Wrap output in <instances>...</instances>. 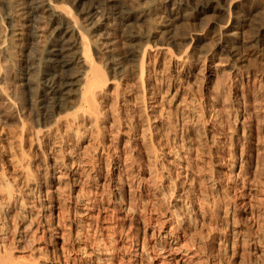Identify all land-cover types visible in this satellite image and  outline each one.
<instances>
[{
  "label": "rangeland",
  "instance_id": "1",
  "mask_svg": "<svg viewBox=\"0 0 264 264\" xmlns=\"http://www.w3.org/2000/svg\"><path fill=\"white\" fill-rule=\"evenodd\" d=\"M25 1L0 0V252L6 247L16 263L29 264H55L62 252L69 264H264V62L252 61L255 52L245 49L241 71L219 53L211 44L221 38L217 13L170 30L140 23L157 40L190 43L183 54L150 52L144 80L140 73L129 81L108 74L98 125L83 123L68 146L91 151L80 165L88 183L78 200L79 188L69 184L72 173L48 169L30 138L39 124L38 71L31 75L33 91L23 86L15 96L11 55L17 49L9 38L13 18L21 19L18 2ZM42 27L35 50L46 41ZM25 115L29 132L21 140ZM42 135L45 146L49 137ZM102 150L104 160L92 169L91 155ZM76 155L66 160L77 162ZM45 214L53 233L42 231ZM162 247L166 255L157 254Z\"/></svg>",
  "mask_w": 264,
  "mask_h": 264
},
{
  "label": "bare ground",
  "instance_id": "2",
  "mask_svg": "<svg viewBox=\"0 0 264 264\" xmlns=\"http://www.w3.org/2000/svg\"><path fill=\"white\" fill-rule=\"evenodd\" d=\"M150 2H152V5L148 3L149 6L147 5L146 7L142 5V0H28L21 4L18 2V11L16 10V13H19L18 15L21 19L18 16L19 21L13 18V28L11 27L12 34L9 38L16 47L14 48L17 49L11 55L13 60L12 64L14 65V68L12 67L14 69L13 80L16 82H13L16 85L14 86L15 96L19 98L20 92L23 91L20 90V87H26L28 91H33L34 82L38 83L36 88L38 89V94L36 93L38 95V104L35 105H38L39 124L37 128L35 127L36 129L33 128L35 130L31 133L30 138L35 139V142L37 141V148L35 149H37L40 155L44 156L48 169L54 168L57 170L64 168L72 173L71 179L69 178V184L74 188H79L78 200L81 197L80 195H83L81 193L84 192L85 187H87L86 183H88L86 170L82 169L84 167L81 168L80 165L83 164V155L88 156V152L91 151H89V148L87 149L86 145L85 147L83 145L79 147L76 145L77 147L75 146L74 149L70 150L68 146L71 144V139L73 140L74 138L75 140L81 134V125L83 123L96 124L99 122V118L102 115V109L99 107V102H101L99 101L101 98L100 92L108 85L109 80L107 76L110 78L112 76L108 74L116 75V78L119 76L122 81L124 79L128 80L140 73L138 75H141L140 79H143L146 75L145 70L148 64L146 63V58H148L150 52L155 50L157 53H160L165 50L169 53L171 52V54L175 52L180 54L184 51L183 48L187 47V44L190 43L188 38H183L180 42L175 40L176 38L171 39L170 37L171 41L166 39L157 40L158 34L150 32V34L143 33L138 27L140 23L148 21L154 27L155 25H162L163 29L170 30L181 21H190L191 17L199 18L209 12L217 13L221 17V21L219 22L221 38L218 41H211V44L217 47L219 53L230 60L232 59L237 68L245 63L244 51L247 48L255 52L252 54L255 60H252L254 63L257 60L264 62V0H151ZM255 18L257 22H254L255 20L253 21ZM180 24L182 25V23ZM43 25L44 28H42L43 30L45 29V32L42 33L46 41H44L42 47L35 50V48L33 49V42L39 36L41 31H39V28ZM147 25L149 26V24ZM244 33L245 35L248 33L247 38H245ZM195 39L192 37L190 41L195 42ZM200 40L202 39L197 38V41ZM240 68L243 69V66ZM260 68L262 69V67ZM139 70L140 72H138ZM36 71H38V77L36 76L37 79L34 81L35 79L32 80L33 78L31 79V77L35 76L32 73ZM18 100L20 101V99ZM115 113L113 115H116ZM24 117H26L24 120L21 118V135L18 136L21 137V140L25 139L24 137L29 132L26 129L27 122L25 121L28 119L29 114L28 117L27 115ZM119 125L121 127V124ZM90 128L88 127V130ZM72 133L75 135L71 136ZM42 134H46L49 137L45 146L43 144L45 143L43 142L44 140H40ZM21 142L23 144V141ZM18 146L20 148V145ZM26 151L22 153L23 158L26 157ZM67 154L72 157L77 154L76 158L78 161L66 160ZM103 154L104 150L100 152V155H96L97 157L94 159L91 158V154L90 159L87 157L92 161V169L96 165L98 166V163L102 162L101 160H104L105 155ZM49 161L52 165L49 164ZM21 168L23 169V166ZM96 173H99V171H96ZM30 177V174L28 176L26 175L28 183L31 182L32 178ZM122 189V187L120 189L118 188V192L122 193ZM46 208L51 209L50 206H46ZM49 216L47 214L44 216L43 232L51 231L54 227L48 221ZM238 233L239 235L244 234L242 231ZM254 235L248 232L246 236ZM258 235L260 236V234ZM262 236H264L263 232ZM4 250V252H0V264H29L25 262L21 263V261L16 263L17 257L10 253L8 248L6 250L5 247ZM55 250L52 251L53 255H55ZM157 252L158 255H166L168 253L163 247ZM65 253L62 252L61 255L56 254L57 257H55V260L57 263L55 264H69V259L65 257ZM144 253L145 246H142L140 255L142 256ZM148 258L151 259V257Z\"/></svg>",
  "mask_w": 264,
  "mask_h": 264
}]
</instances>
